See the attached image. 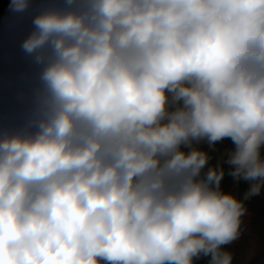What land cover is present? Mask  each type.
Here are the masks:
<instances>
[{"label": "clouds", "instance_id": "1", "mask_svg": "<svg viewBox=\"0 0 264 264\" xmlns=\"http://www.w3.org/2000/svg\"><path fill=\"white\" fill-rule=\"evenodd\" d=\"M32 23L38 84L0 129V264H233L264 189V0H52ZM226 139L243 198L196 146Z\"/></svg>", "mask_w": 264, "mask_h": 264}, {"label": "crops", "instance_id": "2", "mask_svg": "<svg viewBox=\"0 0 264 264\" xmlns=\"http://www.w3.org/2000/svg\"><path fill=\"white\" fill-rule=\"evenodd\" d=\"M45 2L46 0H31V6L26 12L14 13L9 10V0H0V88H8L13 92L12 94L16 96L19 94L21 98L17 103H7L0 99V129L15 128L23 123L26 109L25 100L31 95L33 88L37 85L19 87L21 86L19 83H29L35 78L36 74L30 68H20L18 75L14 78L8 69L16 58L27 55L22 50L21 45L23 40L33 30V19L30 18V15L38 12ZM19 88H21L22 94H20ZM196 146L209 153L211 157L209 167L220 165L224 167L225 176L221 183L222 189L233 194H235L237 189L240 192L239 195H241L240 186L232 185V182L237 181L228 175L230 167L225 163L228 153L234 148L232 142L226 139L217 143L214 148H210L206 142H201ZM239 182H244L243 189L245 193L249 187L248 182L242 180ZM245 204L247 208H251V211L255 213L254 217L256 220H264V189L261 190L260 195L253 196L245 201ZM233 246L234 242L225 247L230 251ZM196 262L197 264H209V258L201 257Z\"/></svg>", "mask_w": 264, "mask_h": 264}, {"label": "rangeland", "instance_id": "3", "mask_svg": "<svg viewBox=\"0 0 264 264\" xmlns=\"http://www.w3.org/2000/svg\"><path fill=\"white\" fill-rule=\"evenodd\" d=\"M12 93L10 89L1 87L0 99L7 103H14L17 97ZM233 184L236 187L240 186L241 189V195L237 189L235 195L243 198L244 182H232ZM254 216L255 213L251 211V208H247V213L243 217L242 233L234 241V246L230 250L233 253V264H264V220L258 221Z\"/></svg>", "mask_w": 264, "mask_h": 264}, {"label": "trees", "instance_id": "4", "mask_svg": "<svg viewBox=\"0 0 264 264\" xmlns=\"http://www.w3.org/2000/svg\"><path fill=\"white\" fill-rule=\"evenodd\" d=\"M52 2V0H46L45 4H48ZM55 2L57 3H62V0H55ZM37 14V12H34L30 15V18L33 19V17ZM22 67H28L30 68L31 70H33L36 74L35 78L32 79V81H30L29 83H19V87H24L25 85H32V84H38V72H39V69L37 67V65L35 64L33 58L31 56H28V55H23V56H20L18 58H16L15 61H13L10 66H9V72L11 73V76L16 77V75H18L19 71H20V68ZM5 88V87H3ZM20 90V94H22V90L21 88H19ZM16 96V95H15ZM17 102H19L21 100L20 98V95L18 94L17 96Z\"/></svg>", "mask_w": 264, "mask_h": 264}]
</instances>
